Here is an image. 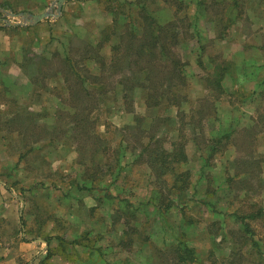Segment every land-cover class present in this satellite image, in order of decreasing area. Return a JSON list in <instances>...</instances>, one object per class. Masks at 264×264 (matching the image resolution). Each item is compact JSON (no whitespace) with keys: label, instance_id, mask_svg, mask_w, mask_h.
Returning <instances> with one entry per match:
<instances>
[{"label":"rangeland","instance_id":"1","mask_svg":"<svg viewBox=\"0 0 264 264\" xmlns=\"http://www.w3.org/2000/svg\"><path fill=\"white\" fill-rule=\"evenodd\" d=\"M9 1L22 12L57 14V0ZM136 1L68 0L59 16L32 30L0 29V77L16 79L17 98L0 93V264H264V247L262 258L241 219L250 206L264 208V135L249 136L264 112V0H145L155 2L161 20H179L173 31L186 74L183 110L171 103L151 109L143 91L130 97V111L114 92L102 94L103 83L90 86L84 102L93 110L85 115L78 105L86 98L71 96L61 56L93 73L83 65L88 50L107 31L101 52L111 55ZM6 19L20 21L0 10V27L11 26L2 25ZM224 72L222 90L209 87ZM137 115L164 147L186 141L190 160L174 166L188 172L181 196L172 175L160 180L144 161L111 182L106 171L115 167L119 143L141 148ZM95 132L104 142L93 153ZM252 228L264 246V216ZM178 238L196 247L195 262L180 261Z\"/></svg>","mask_w":264,"mask_h":264},{"label":"trees","instance_id":"2","mask_svg":"<svg viewBox=\"0 0 264 264\" xmlns=\"http://www.w3.org/2000/svg\"><path fill=\"white\" fill-rule=\"evenodd\" d=\"M134 4L135 12L133 20H125V22L121 23V16L117 12L114 14L113 23L116 26L121 23L123 28L118 30L121 32L119 36L120 41L116 43L113 42L110 48L111 55L107 58L106 54L101 52V48L104 46V43H106L105 41L111 40V34L107 31L103 32L107 37L106 39L102 38L99 47L91 45V50H88L89 54L86 57L87 60L83 59V65L89 72L90 70H94L93 73L83 74L79 70L80 66L73 61L72 57L61 56L65 65L64 70H62L63 73L64 71L66 72V75L64 73L65 80L70 81L68 85L71 96L77 91L80 93V98H86L82 100V104L78 105L81 113L84 112L83 114L85 115L90 114L93 108H89L84 101L92 94V88H98L99 84L103 83L105 84L102 94L114 92V94L117 95V97L115 95L116 101L120 99L123 100L126 108L132 109L130 111H133L134 107V101H132L130 97L139 95L143 93V91H146V105L151 109L165 103L168 104V107L171 103L174 107L177 106L179 108L183 102V98H185L181 88L184 84L186 74L182 69V59L175 49L180 43L179 33L173 31L179 20L163 21L161 18L156 17L153 6L155 2L138 0L134 2ZM0 6L2 8H11L15 12H19L13 8L9 2H0ZM196 33L198 34V32ZM107 68L110 72L108 75L105 74L107 71L105 69ZM73 74L76 75L74 82ZM224 76L225 72L223 74L217 73L213 75L212 78H209V87L222 90L223 86L221 80ZM91 85H93L92 88L90 87ZM73 88H76V90H73ZM101 101L102 99L99 101L98 105H96L98 102L97 99L93 102L95 106L92 107H99ZM208 105L209 104L203 105L202 108H207ZM181 109L183 110V108ZM181 112L180 114L183 113ZM200 113H205V111H200ZM77 115H79V113H77ZM134 120L136 124H138L136 128L140 131L137 141L141 148L136 149L129 145L124 147L123 142L119 143L115 167L113 169L112 167H108L106 171L114 177V181L111 182H117L121 174L124 173V170L129 169L132 164L144 161V164L147 165L148 168L156 172L160 180L167 174L172 175L173 184L171 187L179 189L178 194L181 196L184 190L189 188L188 172H177L174 166L176 164L186 163L190 160V156L186 149V141L183 142L184 139L181 137L180 140L172 143V147H164V144L161 143L160 140H157L155 135L151 133L152 128L148 126L145 127L144 121L146 120V116L137 115ZM156 120L157 119H154V122H156ZM92 124H88L87 127L92 126ZM154 126H157L156 123H154ZM126 129H132V126H127ZM227 135L229 140L230 134ZM91 137L95 143L93 146V153H95L100 145L103 144L104 140L97 132L93 133ZM129 152L130 154H128ZM211 156H213V154H211ZM101 174H103V172H101ZM96 175L97 171L90 172L88 177H90L91 182ZM84 181L86 185H89L90 181L87 178H85ZM179 182L182 184L178 185ZM118 198L125 200L122 195H118ZM156 199L157 195L151 197L148 201L152 202ZM188 199L193 200L194 198L190 197ZM200 201L208 202L203 199ZM156 205L161 206L162 204L156 203ZM171 206L172 204L166 205L165 209ZM250 208L252 210L247 212L246 216L241 217L240 215L245 226L242 232L246 240L250 239L254 242L253 247H257L262 257L261 252H263L262 247L264 246H262L259 241L261 237L260 239H256L254 236L255 232L252 228V220L259 217L262 218L264 216V208H258L257 206H250ZM237 214L238 213L235 212V215ZM177 243L179 244L178 250L180 251V255L179 253L178 255L180 256L181 262H195L198 259L197 249L195 246H192L190 242L178 238Z\"/></svg>","mask_w":264,"mask_h":264},{"label":"crops","instance_id":"3","mask_svg":"<svg viewBox=\"0 0 264 264\" xmlns=\"http://www.w3.org/2000/svg\"><path fill=\"white\" fill-rule=\"evenodd\" d=\"M0 2H9V4H11V2L9 1V0H1ZM2 7L0 6V9H1ZM2 9H6L7 10V8H2ZM16 10H17V8H15ZM23 11H24V13H28V11H29V9L26 7V8H24V9H22ZM10 11H13V12H15L13 9H11L10 8ZM17 11H19V12H16V13H21L22 11H20V10H17ZM30 13V12H29ZM31 14H33V13H31ZM47 19V18H46ZM46 19H44V20H42V21H40V22H38V23H36V24H27V25H21V24H18V25H11L10 27H5V28H3V27H0V29H5V30H13V31H17L18 29H28V30H32V29H34V27H36V25H40V24H42L43 23V21H45ZM11 35L12 34H8V36L10 37V41L12 40V37H11ZM7 36V35H6ZM13 37H14V35H13ZM263 48H264V46H262ZM41 57L43 58V59H45V56L44 55H41ZM4 75H6V74H4ZM226 75L227 76H229V74H227V72H226ZM14 80H16V79H14L13 77H11V76H9V77H6V76H1L0 77V93L1 94H3V98H5V97H7V99L6 100H8L9 98L10 99H13V100H15V99H17L16 97H15V94H14V92H12V83H13V81ZM7 102V101H6ZM11 102H12V100H11ZM11 102L10 103H6V104H4V106L5 107H10V108H12L13 107V104H11ZM3 106V107H4ZM12 112V111H11ZM17 113V112H16ZM18 114H19V112H18ZM9 120H10V118H9ZM2 121H6V119H3ZM253 127L251 128V129H253L254 130V128H257V133L256 132H254L253 131V134H252V132H250V137L251 136H254L255 138H257V136L259 137V136H263L264 135V112L261 114V120H259L258 121V126H255V124L257 123V120H256V118H253Z\"/></svg>","mask_w":264,"mask_h":264},{"label":"water","instance_id":"4","mask_svg":"<svg viewBox=\"0 0 264 264\" xmlns=\"http://www.w3.org/2000/svg\"><path fill=\"white\" fill-rule=\"evenodd\" d=\"M68 0H57V14H54L51 10H47L43 13L40 14H31V13H16L10 10H6V9H0L1 11H3L5 14H7L8 16H12L14 18H18L20 19L19 22H12L10 19H6V23L2 24V25H27V24H36L46 18H50L52 16H59L62 13V10L64 8V5L66 4Z\"/></svg>","mask_w":264,"mask_h":264}]
</instances>
